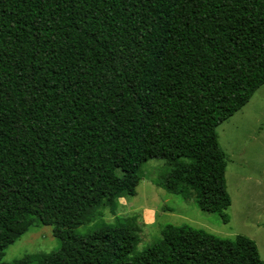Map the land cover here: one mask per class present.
Listing matches in <instances>:
<instances>
[{
	"label": "trees",
	"instance_id": "1",
	"mask_svg": "<svg viewBox=\"0 0 264 264\" xmlns=\"http://www.w3.org/2000/svg\"><path fill=\"white\" fill-rule=\"evenodd\" d=\"M262 85L264 0H0V261L35 221L61 244L0 264H264L188 225L136 254L124 223L75 232L151 159L156 185L227 222L216 128Z\"/></svg>",
	"mask_w": 264,
	"mask_h": 264
},
{
	"label": "rangeland",
	"instance_id": "2",
	"mask_svg": "<svg viewBox=\"0 0 264 264\" xmlns=\"http://www.w3.org/2000/svg\"><path fill=\"white\" fill-rule=\"evenodd\" d=\"M219 146L226 155V189L231 205L225 211L227 222L217 214L200 211L191 198L171 194L160 183L168 171L165 161L151 159L140 167L142 179L134 196L117 201L115 212L106 205L89 222L75 232L86 235L104 225L124 223L136 235L133 253L159 242L168 226L188 225L222 239L233 240L242 235L251 239L264 261V85L249 102L216 128ZM128 170L129 167L124 165ZM121 199V198H120ZM140 207H152L148 223L142 219ZM141 211V212H140ZM60 240L52 227L34 222L3 253L1 263H10L25 255L50 253L60 249Z\"/></svg>",
	"mask_w": 264,
	"mask_h": 264
},
{
	"label": "crops",
	"instance_id": "3",
	"mask_svg": "<svg viewBox=\"0 0 264 264\" xmlns=\"http://www.w3.org/2000/svg\"><path fill=\"white\" fill-rule=\"evenodd\" d=\"M119 201H120L121 205H125V202H123L124 201L123 198L119 199ZM151 208L152 207H150V208H148V207H140V208H138V209L142 210V212L141 211L140 212L142 214V219L144 220L145 223H148V221H147L148 212L151 210Z\"/></svg>",
	"mask_w": 264,
	"mask_h": 264
}]
</instances>
